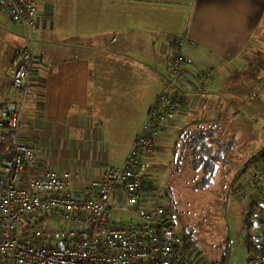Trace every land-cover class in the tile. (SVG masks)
Wrapping results in <instances>:
<instances>
[{
  "label": "crops",
  "instance_id": "crops-1",
  "mask_svg": "<svg viewBox=\"0 0 264 264\" xmlns=\"http://www.w3.org/2000/svg\"><path fill=\"white\" fill-rule=\"evenodd\" d=\"M263 18L264 0H39L30 28L34 59L21 136L38 149L39 164L23 175V184L53 169L79 175L81 182L67 190L92 196L83 182L124 163L127 154L120 165H111L110 146L117 142L112 136L124 135L138 118L132 113L146 107L134 126V143L168 81L172 43L179 37L191 43L187 82L178 92L175 121L155 150L168 148L184 128L202 124L224 145L225 158L236 161L241 132L235 95L245 97L247 108L256 105L254 112L264 117L259 98L264 87L258 90L264 81ZM11 24L18 29L0 19V113L21 100L12 75L25 39ZM17 37L23 38L20 47ZM162 56L167 57L165 76ZM209 70L214 75L205 77ZM261 131L246 123L242 135ZM259 152L264 154V148ZM10 155L9 140L1 138L0 171ZM157 156L152 153L147 162ZM247 186L251 189L249 180L232 190L241 193Z\"/></svg>",
  "mask_w": 264,
  "mask_h": 264
},
{
  "label": "built area",
  "instance_id": "built-area-1",
  "mask_svg": "<svg viewBox=\"0 0 264 264\" xmlns=\"http://www.w3.org/2000/svg\"><path fill=\"white\" fill-rule=\"evenodd\" d=\"M39 0H0V10L24 33L25 44L12 75L21 95L18 105L0 113V139L9 140L11 155L0 171V264H224L183 255L184 238L162 206L155 186L145 193L147 159L162 134L175 121L178 92L186 84V37L172 43L168 81L155 98L121 166H111L83 182L92 196L68 191L79 175L49 169L27 184L23 175L38 169V149L22 142L23 111L30 95L34 55L29 36L38 16ZM214 71H206L205 77ZM148 164V163H147ZM252 198L260 207L253 236L251 264H264V159L249 178ZM115 212L127 213L138 223H113ZM61 216L75 223L40 234L21 231L27 219ZM261 220V221H259ZM32 234H31V232ZM20 234V235H19Z\"/></svg>",
  "mask_w": 264,
  "mask_h": 264
},
{
  "label": "rangeland",
  "instance_id": "rangeland-1",
  "mask_svg": "<svg viewBox=\"0 0 264 264\" xmlns=\"http://www.w3.org/2000/svg\"><path fill=\"white\" fill-rule=\"evenodd\" d=\"M0 19L8 26L18 29L11 24L8 14L2 10H0ZM261 30L264 35V22ZM17 33L20 36V32ZM29 36L31 41L30 31ZM17 41L20 47L23 44V38L17 37ZM136 54H140V51ZM13 57L10 60L15 62L16 57ZM161 59L159 65L165 76L167 57L162 56ZM262 72L264 74V69ZM263 87L264 81L259 82L258 90ZM239 89L245 91L242 84ZM235 96L236 104H234V107L235 110L240 111L238 113L240 121L237 123L241 133L238 134L237 138L241 141V145L235 147L234 156L236 161L228 159L227 162L217 164L212 184L206 188H198L202 173L193 174L190 170L191 166H184L183 161L175 159L174 145L177 138L172 141L168 148L161 149V151L155 149L152 151L158 156L150 163L146 162L142 174L151 178L156 184L162 206L166 209L170 219L174 221L176 233L184 238V244L179 247L183 255L201 258L208 262L226 260V264H251V247L247 243L243 232V222L249 212L248 203L252 199L251 189L247 186L248 189L244 192L242 190L241 193H236L232 189H234V185L239 186V184H242L244 186L248 182L251 173L255 169L253 164L246 168L249 165V160L257 157L256 166L261 160H259L258 155L262 153L259 151L264 148V117L254 112L253 108L256 105L248 108L245 106V97L239 94ZM259 98L264 101V95L259 94ZM146 109V107L141 106L139 111L132 113V117L138 116V118L133 119V125H129L125 130V134L119 139L117 134L114 135L116 137L112 136L111 140L114 139L117 142H113L110 146L111 165H120L126 154H128L127 152H129L128 150L136 133L134 126H137L139 117L144 114ZM262 114L264 115V104ZM129 115L131 116V113ZM246 123L251 125L252 129L256 124L258 127H262L261 134L252 136L247 132V135L243 136V125ZM41 218L39 223L34 218L25 220V223L21 226V231L25 230L26 227H32V232L43 234L56 231L61 227H75L74 222H70L61 216L47 217L43 215ZM121 220L125 224L139 222L138 219L132 218L127 213H113V223L121 222ZM255 231L256 228L252 234Z\"/></svg>",
  "mask_w": 264,
  "mask_h": 264
},
{
  "label": "trees",
  "instance_id": "trees-1",
  "mask_svg": "<svg viewBox=\"0 0 264 264\" xmlns=\"http://www.w3.org/2000/svg\"><path fill=\"white\" fill-rule=\"evenodd\" d=\"M225 155L226 152L224 150V145L217 143V141L213 139L211 127H205L202 124L196 125L195 129L193 126H189L181 130L174 145L175 159L178 161H183L182 164L184 166H191L190 170L193 174H197L199 172L202 173V178L198 188H206L212 184L213 176L217 169V164L219 162L228 161V159L225 158ZM258 156L259 160L261 159L260 161L264 159V154L261 153ZM256 160L257 157H254L252 158V161L249 160V163L252 162L251 164H254ZM144 180L145 193H152V191L155 190L156 184L148 176H144ZM250 200L251 202L248 203L249 212L247 213L246 218L244 219L245 221L243 222V232L246 233L245 239L250 245L252 252L254 236L252 232L258 224L257 220L259 219V211L261 210L253 198ZM25 230L29 231L28 227H26ZM193 259L196 258L193 257ZM223 263L226 264V260H223Z\"/></svg>",
  "mask_w": 264,
  "mask_h": 264
},
{
  "label": "water",
  "instance_id": "water-1",
  "mask_svg": "<svg viewBox=\"0 0 264 264\" xmlns=\"http://www.w3.org/2000/svg\"><path fill=\"white\" fill-rule=\"evenodd\" d=\"M244 237H246V233H244Z\"/></svg>",
  "mask_w": 264,
  "mask_h": 264
}]
</instances>
